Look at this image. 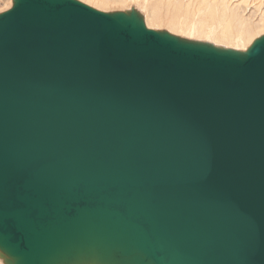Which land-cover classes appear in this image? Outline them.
<instances>
[{"label": "water", "instance_id": "1", "mask_svg": "<svg viewBox=\"0 0 264 264\" xmlns=\"http://www.w3.org/2000/svg\"><path fill=\"white\" fill-rule=\"evenodd\" d=\"M3 264H264V34L244 51L135 8L0 13Z\"/></svg>", "mask_w": 264, "mask_h": 264}, {"label": "bare ground", "instance_id": "2", "mask_svg": "<svg viewBox=\"0 0 264 264\" xmlns=\"http://www.w3.org/2000/svg\"><path fill=\"white\" fill-rule=\"evenodd\" d=\"M82 1L103 10L110 4L132 2L139 5L143 2V0ZM263 2L264 0H170L169 10L165 14H161L158 7L147 6L142 8L141 14L144 11L147 13L145 23L149 29H152L155 22L167 25L172 33L187 35L189 39L198 37L219 45L225 44L235 50H246L256 38L264 34ZM185 3H188L184 6L186 10L180 13L181 5ZM1 4L7 5L9 9L12 0L8 2L0 0Z\"/></svg>", "mask_w": 264, "mask_h": 264}, {"label": "rangeland", "instance_id": "3", "mask_svg": "<svg viewBox=\"0 0 264 264\" xmlns=\"http://www.w3.org/2000/svg\"><path fill=\"white\" fill-rule=\"evenodd\" d=\"M8 1L9 0H4V2H8ZM78 1H80V2H82V3H84V4L88 5V6H90V7L94 8V9H96V10H99V11H102V12H106V13H110V12H124V11H129L132 8L137 9L141 13L142 12L141 11L142 8H144V7L147 6L148 8H156V7H158L160 9V11H161V14H165L169 10L168 4H169V1L170 0H143V2H141V4H139V5L136 4V3H132V2H126V4H110L105 10H103V9H97L96 7H94V6H92V5L88 4V3H85L82 0H78ZM186 5H188V3H185V4H182L181 5L180 13H183L186 10L184 8V6H186ZM263 5H264V2H263ZM11 6H12V4H11ZM7 10H8V6L7 5H5V4H1L0 5V12L1 13L2 12H5ZM142 15L144 16L145 22L147 23V18H148L147 13L144 11V13H142ZM152 30L168 31L169 33H171L173 35H176V36H179V37H182V38H185V39H189V37L187 35L186 36H182L179 33H177V34L176 33H172L171 28L168 27L167 25H159V23L157 24L155 22H154V25L152 26ZM262 33H264V32H262ZM189 40L201 41V42H209L211 44H214L215 46L217 45L219 47H227V45H225V44H222V45L220 44L219 45V43H216L214 41H207V40H205L203 38H198V37H194V38L192 37V39H189ZM227 48H231L232 49V47H227ZM242 51H244V50H242ZM0 262L3 264V262H2L1 259H0Z\"/></svg>", "mask_w": 264, "mask_h": 264}]
</instances>
